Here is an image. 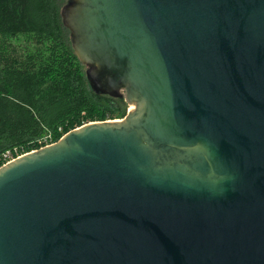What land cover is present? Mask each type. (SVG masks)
<instances>
[{
    "label": "water",
    "instance_id": "obj_1",
    "mask_svg": "<svg viewBox=\"0 0 264 264\" xmlns=\"http://www.w3.org/2000/svg\"><path fill=\"white\" fill-rule=\"evenodd\" d=\"M92 88L135 105L0 167V264H264V0H67Z\"/></svg>",
    "mask_w": 264,
    "mask_h": 264
},
{
    "label": "trees",
    "instance_id": "obj_2",
    "mask_svg": "<svg viewBox=\"0 0 264 264\" xmlns=\"http://www.w3.org/2000/svg\"><path fill=\"white\" fill-rule=\"evenodd\" d=\"M66 2L0 0V167L7 151L127 115L125 98L90 85L62 19Z\"/></svg>",
    "mask_w": 264,
    "mask_h": 264
},
{
    "label": "built area",
    "instance_id": "obj_3",
    "mask_svg": "<svg viewBox=\"0 0 264 264\" xmlns=\"http://www.w3.org/2000/svg\"><path fill=\"white\" fill-rule=\"evenodd\" d=\"M55 142H57V141H52L51 139H50V140L44 139L43 141H40V145H41L40 148L45 147V146H48V145H52V144L55 143ZM38 149H39V148H38ZM36 150H37V149L32 150V151H36ZM26 153H28V152H25V153H18L17 150H15V152L7 151V152L4 154V156H3V158H4V163H3V165H5V164H7V163H9V162H11V161H13V160H15V159L21 157V156H23V155L26 154Z\"/></svg>",
    "mask_w": 264,
    "mask_h": 264
},
{
    "label": "bare ground",
    "instance_id": "obj_4",
    "mask_svg": "<svg viewBox=\"0 0 264 264\" xmlns=\"http://www.w3.org/2000/svg\"><path fill=\"white\" fill-rule=\"evenodd\" d=\"M135 109V105L131 104L129 111H133ZM117 121H122L123 119H116Z\"/></svg>",
    "mask_w": 264,
    "mask_h": 264
},
{
    "label": "rangeland",
    "instance_id": "obj_5",
    "mask_svg": "<svg viewBox=\"0 0 264 264\" xmlns=\"http://www.w3.org/2000/svg\"><path fill=\"white\" fill-rule=\"evenodd\" d=\"M65 2H66V0H65ZM127 102V101H126ZM130 105L131 104H129L128 102H127V107H126V110H127V113H128V111H129V109H130ZM125 117H123V118H118V119H124Z\"/></svg>",
    "mask_w": 264,
    "mask_h": 264
}]
</instances>
